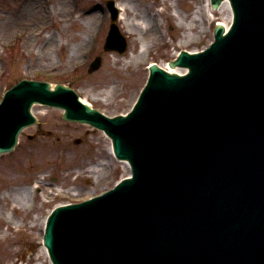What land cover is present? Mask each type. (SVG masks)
<instances>
[{
  "label": "rangeland",
  "instance_id": "rangeland-1",
  "mask_svg": "<svg viewBox=\"0 0 264 264\" xmlns=\"http://www.w3.org/2000/svg\"><path fill=\"white\" fill-rule=\"evenodd\" d=\"M28 1L31 0H0V97L21 76L46 78L53 83L67 80L104 112H122L133 101L147 77L148 60L167 61L183 46L200 48L212 37L211 20H207L206 25L191 20L197 14L194 13L196 7L205 0L197 3L179 0L175 5L185 11L181 14L186 15L184 18L191 26L188 29L171 26L165 12L159 13L157 22H160L162 31L143 34H150L149 46L156 45L160 38L170 41L160 51H147L136 58L137 63L125 65V60L137 54L141 44L134 37L135 42L124 55L103 50L110 23L108 12L104 18L102 16L106 0H76V4L75 0H34L39 1L34 13L25 19L14 20ZM171 2L175 1L165 0L169 10L174 8ZM131 4L142 17L146 15L148 18L146 9L150 7L152 14L159 12L161 2L131 0ZM94 11L101 14L97 16L98 24L88 26L86 23ZM133 12L130 9V13ZM39 19L45 21V25L38 26L42 34L32 35L26 27ZM7 20L10 21L6 23L7 29H3ZM173 21L176 23V19ZM50 35L55 36L59 45L48 53ZM77 48H80V53L76 56ZM98 54L103 55V64L96 72L89 73L88 66ZM115 54L120 56L116 62L113 61ZM122 70L125 72L121 73ZM113 86L116 87L114 91ZM130 97L131 101L128 100ZM36 110L38 125L24 131L16 150L0 156V264H49L41 242L43 222L49 210L66 199L101 190L125 172L112 155L106 167L99 164L101 160H107L102 152L110 145L109 138L102 131L86 124L65 121L61 109L37 106ZM30 135L33 139L29 138ZM77 137L82 138L78 145L74 143ZM80 164L82 167L73 169L70 176L64 173L63 168ZM93 167H99V171L92 172L90 169ZM79 171L82 173L76 177ZM44 176L52 184V189L48 190L50 193L56 189H69L75 194L53 198L48 196L49 192L39 189L33 195V182Z\"/></svg>",
  "mask_w": 264,
  "mask_h": 264
},
{
  "label": "water",
  "instance_id": "water-1",
  "mask_svg": "<svg viewBox=\"0 0 264 264\" xmlns=\"http://www.w3.org/2000/svg\"><path fill=\"white\" fill-rule=\"evenodd\" d=\"M242 1L241 11L243 12L239 16V21H247L256 26L248 27L254 32H251L250 40L246 39L255 43L257 40L264 39V0ZM244 5H246L245 9ZM234 38H239V36L235 35ZM248 46L246 51H241L240 48L236 47L238 53L231 50L225 55L214 45L208 51L206 58L209 61L219 59L217 63L221 70L223 64L225 66L233 64L234 68L231 71L235 74V68H245L243 72H239L240 75L236 78L229 76L230 79L227 78L224 81V77H222L221 80L219 78L215 82V85L226 89L228 93L225 96L232 95L231 91L235 88L234 92L239 93L240 100L245 99V102H249V98L252 97L257 106L256 111L261 110L255 115L257 116L262 115V111H264V65H259L261 62L259 56L256 57V55L260 53L254 48V44ZM182 48L196 49L187 46ZM261 55L264 56V53ZM225 56L229 57L230 62L224 59ZM255 60L258 61L255 62ZM151 61L156 60H148L149 63ZM243 73H247V75L244 76ZM259 76L261 77L258 78ZM30 78L46 80V78ZM163 84H165V80L162 77H157L154 81V90L160 91ZM215 92L216 89H209L204 96L206 101L217 103ZM63 99L65 100V98ZM148 99L150 104L153 103L152 93ZM73 106L76 107L75 104ZM208 110L203 107L200 112L205 113ZM200 120L204 123L203 117H200ZM257 123H261V120ZM200 130L203 132L202 129ZM203 135L199 134L198 137L201 138L190 147L172 146L169 149V155L163 159L162 155H159L157 157L159 159L152 162L153 168L149 172L150 181L165 185L178 200L191 199L194 200V205H202L199 214L189 216V218L183 216L181 219L172 221L169 219L172 215L167 216L165 213L161 214L164 216H159V219L164 218L166 220H161L159 224L152 225L153 221H149L135 212L143 213L147 218L152 217L150 205L135 204L133 207L127 205L123 214L122 211L121 213L118 212L112 218L108 214L117 209L115 204L111 203L109 209H105L104 203H97L96 206L101 208L94 210L87 221L80 220L81 229L78 231L79 233H76V246L73 241L71 242L64 237L65 243H69V256L75 257L80 264H188L190 261H193L190 262L191 264H206L215 258V256L205 255L206 253L217 252L223 256L226 252H230L228 256H233L231 253L233 250L227 249L231 238L236 240L238 246L247 242L245 236L237 235L239 228L247 229L255 240H264V202L255 197L254 194L249 197L252 190L243 184L236 170L237 161L245 162L241 155L243 150L239 152V145L228 140L233 138L230 137V133L222 135V140L219 141L221 145L218 146L207 143V139L212 140V137L207 136L206 138ZM145 142L153 148L147 149L146 152V147H142L145 153L144 159L150 162L153 155L159 150L150 141L145 140ZM257 145L259 144L257 143ZM260 150L258 147L247 149L248 152H260ZM237 154H239L238 157H236ZM261 154L264 155V151ZM254 156L256 155L248 154L249 158ZM238 187L242 188L238 189ZM255 190L260 191L263 188L258 187ZM97 191L77 198H85ZM155 193L157 194L156 191ZM245 196H248L249 199H246ZM72 199L74 197L64 201ZM152 200L158 201L159 197ZM135 202L139 203L141 199L137 196ZM152 205H156V203H152ZM117 207L121 209L123 205L118 203ZM172 207H176L177 212L182 209L179 203L173 204ZM167 209L166 204H161V211ZM126 212L128 215L124 217ZM99 214L102 224L98 226ZM68 216L71 217L72 215L68 214ZM194 223L197 226L196 230L190 227V224ZM122 225L126 226L123 227ZM135 227L137 234L136 232L134 234ZM47 240L52 246L49 235ZM202 245L204 247L200 251L198 247ZM195 255H203V257L201 259L194 257ZM224 259L230 260L227 256H224ZM232 263H236L235 257L232 258Z\"/></svg>",
  "mask_w": 264,
  "mask_h": 264
},
{
  "label": "bare ground",
  "instance_id": "bare-ground-1",
  "mask_svg": "<svg viewBox=\"0 0 264 264\" xmlns=\"http://www.w3.org/2000/svg\"><path fill=\"white\" fill-rule=\"evenodd\" d=\"M62 1H64V0H62ZM128 2L129 3H131L129 0H128ZM128 2H126V0H122L120 3H119V6L123 9V11L121 12V14H120V20H123L124 22H125V24L126 25H130L131 24V22L134 20L136 23H137V25H140L141 24V22H142V26L143 27H145V28H148V30H152L153 32H154V28H153V26H152V23H151V16H152V14L150 13V11H149V9H146V11H148V14H150V19H148V18H145V19H142V20H140V19H138L136 16L138 15L137 14V12H139V11H137L136 12V10H135V12L132 14L133 15V17L131 18V17H129L128 16V9H130V7L128 6ZM208 2H209V0H208ZM208 5V15L209 16H212V15H214V12H213V10L211 9V6H210V2H209V4H207ZM39 6V1H34V0H31V1H28V3H27V6L24 8V9H22L20 12H19V14H18V16H15L14 17V20H16V19H18V18H22V19H25V17H27V15H30V14H33L34 13V10L37 8ZM225 7H227L226 5H223L222 7H220L219 9L220 10H222V12H225L226 11V8ZM228 8V7H227ZM229 9V8H228ZM229 12H230V9H229ZM140 13V12H139ZM42 15V17H44V15L43 14H41ZM198 15H200V17H201V19H203V21H204V19H205V17L207 16V11H206V8H205V6L203 5H200V7H199V10H198ZM98 15L96 14V13H91V15H90V20H89V22H88V24L90 25V26H92V24L93 23H95V22H97V21H95V19H96V17H97ZM228 17H229V15H228ZM227 17V18H228ZM196 22H198V20L195 18L194 19ZM202 21V20H201ZM8 22H10L9 20H7L6 22H4L3 23V29H7V24L6 23H8ZM91 22V23H90ZM224 22V21H223ZM133 23V22H132ZM225 23V22H224ZM203 24H205L206 25V22H203ZM202 24V25H203ZM10 25V24H9ZM39 25H45V21L44 20H42V19H39V20H37L36 22H34V23H30L29 24V26H28V31H29V33H31V34H33V35H37V34H39L40 33V31H39V29H38V26ZM201 25V26H202ZM203 27V26H202ZM32 40V39H31ZM59 44H58V42H57V40H56V38H55V36L54 35H50V37H49V40H47V49H48V53H50L51 51H53L57 46H58ZM81 48H84V46H82ZM77 50V53H76V56L77 55H79V53H80V48H77L76 49ZM140 52H142V51H140ZM135 57H137V54H135L134 55ZM118 59L117 58H115L114 59V62H116ZM133 60H135V58L134 57H132L131 58V60H128V62L129 61H133ZM127 62V63H128ZM127 63H125V64H127ZM165 66H167V65H165ZM176 71H180V70H178V69H176ZM114 88H116V87H114L113 86V91L115 90ZM115 92H117V91H115ZM114 92V93H115ZM110 149H112V148H110ZM125 166L126 167H128V165L127 164H125ZM22 193V192H21ZM45 249V248H44ZM46 251V250H45Z\"/></svg>",
  "mask_w": 264,
  "mask_h": 264
}]
</instances>
